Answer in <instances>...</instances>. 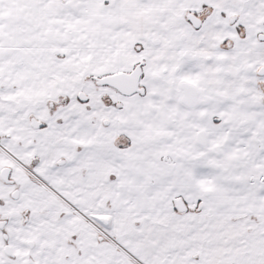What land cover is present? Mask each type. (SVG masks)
Instances as JSON below:
<instances>
[{
  "label": "snow or ice",
  "instance_id": "1",
  "mask_svg": "<svg viewBox=\"0 0 264 264\" xmlns=\"http://www.w3.org/2000/svg\"><path fill=\"white\" fill-rule=\"evenodd\" d=\"M0 264H264V0H0Z\"/></svg>",
  "mask_w": 264,
  "mask_h": 264
}]
</instances>
